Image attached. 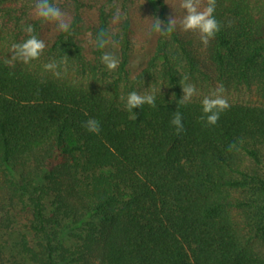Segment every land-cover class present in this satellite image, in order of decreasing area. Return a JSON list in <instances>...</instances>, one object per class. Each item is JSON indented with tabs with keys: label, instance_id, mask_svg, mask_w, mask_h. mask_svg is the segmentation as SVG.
Listing matches in <instances>:
<instances>
[{
	"label": "trees",
	"instance_id": "trees-1",
	"mask_svg": "<svg viewBox=\"0 0 264 264\" xmlns=\"http://www.w3.org/2000/svg\"><path fill=\"white\" fill-rule=\"evenodd\" d=\"M51 2L69 32L0 0V206L9 202L22 231L16 255L26 264H264V104L229 102L210 125L203 98L177 103L181 83L264 98V0H216L220 28L206 46L179 24L181 0ZM169 16L171 35L152 31ZM29 24L44 51L6 64ZM101 30L118 47L112 71L96 46ZM148 44L130 76V52ZM53 61L60 76L44 69ZM131 91H155L156 106L129 111Z\"/></svg>",
	"mask_w": 264,
	"mask_h": 264
},
{
	"label": "clouds",
	"instance_id": "clouds-1",
	"mask_svg": "<svg viewBox=\"0 0 264 264\" xmlns=\"http://www.w3.org/2000/svg\"><path fill=\"white\" fill-rule=\"evenodd\" d=\"M201 0H181L180 7L185 10V14L182 19L179 20V24L185 31L198 30L202 43L206 46L209 43L210 38L214 37L215 33L219 31L220 25L215 19L213 13L216 7V0H207V6L202 10L200 8ZM36 16L46 22H54L57 28L62 32H69L71 28V21L65 18V14L61 9L56 6L51 0H36L35 3ZM176 17L169 16L167 23L155 17L154 22L151 25L153 32L160 34L161 36H169L177 27ZM163 24V27H162ZM24 31L29 34L28 38L22 42L13 43L9 49L13 53L11 59H6L5 63L13 65L16 61L28 63L32 60L38 59L41 53L45 49V43L43 40L33 34L34 28L31 24L24 28ZM108 43L107 34L104 30H101L97 35V47L103 49ZM102 63L109 69L114 70L118 67L119 60L111 53L105 52L101 56ZM63 61H61L62 63ZM59 67L57 62H49L44 65L46 71H52L54 75L60 76V72L57 70ZM182 80L186 81L187 77H182ZM183 96L177 101L178 105L186 104L191 101L192 97L196 95V88L192 84L181 83ZM160 91V89H159ZM225 89L223 85H219L209 95H206L201 100L202 111L205 114L206 122L210 125H215L219 119L221 112L230 107L228 100L223 96ZM172 99L176 100L175 93L172 94ZM148 104L150 106H156V94L155 91L145 92L141 94L138 91H131L126 97V108L132 111L134 108ZM171 124L175 126L177 133L184 131V125L182 122V116L180 112L176 111L173 114ZM84 127L88 131L98 133L100 131L99 123L95 119H88L84 122Z\"/></svg>",
	"mask_w": 264,
	"mask_h": 264
},
{
	"label": "rangeland",
	"instance_id": "rangeland-1",
	"mask_svg": "<svg viewBox=\"0 0 264 264\" xmlns=\"http://www.w3.org/2000/svg\"><path fill=\"white\" fill-rule=\"evenodd\" d=\"M19 3L27 4L31 7L30 10L35 13L36 0H19ZM200 8L201 10L204 8L202 2L200 3ZM150 50L151 44H148L145 48H140L138 46L133 48L130 52L127 64L130 76L135 75L144 67L146 60L149 57ZM105 52L111 53L117 58L119 56L118 47L112 41H108L105 46L104 53ZM211 92L212 91L208 89L205 91L202 88H196V95L193 97L203 98ZM223 96L228 100V102L264 104V98H262L255 90H247L242 87L236 89L229 88L224 91ZM21 232L22 231L18 229L15 224L12 206H10L8 201L4 202V205L0 206V258L3 257L2 259L6 262V264L10 262L14 263V261L16 264H26L22 256L16 255V242L18 241Z\"/></svg>",
	"mask_w": 264,
	"mask_h": 264
}]
</instances>
